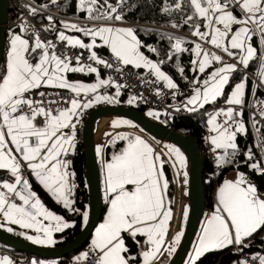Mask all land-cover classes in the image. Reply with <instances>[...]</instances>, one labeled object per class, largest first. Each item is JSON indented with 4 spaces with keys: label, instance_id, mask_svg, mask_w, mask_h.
I'll list each match as a JSON object with an SVG mask.
<instances>
[{
    "label": "snow or ice",
    "instance_id": "obj_1",
    "mask_svg": "<svg viewBox=\"0 0 264 264\" xmlns=\"http://www.w3.org/2000/svg\"><path fill=\"white\" fill-rule=\"evenodd\" d=\"M51 2L56 3V0ZM123 2L124 0H116L114 6L109 0H79V6L88 13L87 18L90 20L122 22L124 16L119 12V7ZM188 3L192 13L186 16L183 23L190 24L192 35L200 41L191 50L195 56L190 61L193 65L191 70L204 74L216 64L220 67H215L202 81L199 77L191 81L192 95L180 107L175 108L177 112H196L223 97L230 85L232 74L238 70L237 65L248 68L256 57L257 50L251 44L253 35L259 33L264 42V0H188ZM26 7L31 15H37L38 9L31 5ZM237 7L239 15L236 13ZM175 8L180 10L182 3L178 2ZM163 11L167 12L169 9L166 7ZM197 18L202 23H191ZM47 19L52 25L53 18L49 16ZM61 24L65 29L91 36V43L86 44L81 39L66 35L64 31L57 33L58 40L66 42L67 46L88 50V59L97 65L109 69L114 67L98 57L93 50L101 46L96 43L98 37L119 64L137 69L146 68L167 89L179 88L171 76L162 70L163 61L154 62L141 51V48H146L147 51L155 53L157 49L143 44L134 29L110 25L81 28L77 24ZM182 26L172 24V27ZM19 27V33L12 31L6 63L3 71H0V171H7L13 177L12 182L0 179V217L22 229L34 230L37 235L26 236L32 243L53 245L56 243L53 233L62 232L73 225L45 207L29 180L23 177L22 168L26 166L57 203H62L71 211H79L73 208L74 200L71 198L76 185L70 181L75 173L69 171L71 162L65 157L75 150L77 126L84 111L99 103H119L120 89L124 86L114 85L111 77L101 79L96 67L81 63L82 53L76 57V65L73 66L71 57L57 55L54 51L56 45L52 41H42L38 32H35L30 42L26 38L30 25L26 21ZM48 30L54 28L45 29ZM168 38L173 39L171 36ZM185 43V39L175 38L167 59L171 61L174 56L178 57L179 54L189 51L183 46ZM204 44L226 54L236 60V63H225L221 55L209 52ZM116 70L122 71L121 68ZM177 71L183 77L184 68L178 67ZM69 73L95 74L96 82L71 81L68 79ZM258 74L264 80V66ZM109 86L116 88L115 96L99 92V89ZM42 87L68 90L73 96L45 100L50 93L38 92L41 99L30 95ZM245 88L246 77L236 83L228 94L225 102L229 107L207 114L209 131L216 133L207 139L213 145V151L220 149L224 153L216 158L218 167L232 162L229 159V150L231 156L235 157L239 152L237 135L246 132L243 120L237 119L238 116H243L242 110L237 112L233 107H243ZM89 94H92L91 99L81 98L82 95L88 97ZM156 94L161 93L157 90ZM136 100V96H130L127 103L131 105ZM58 103H66L68 106L55 109L50 106ZM147 115L159 119L161 113L150 110ZM260 115L264 118V111ZM221 116L226 117L223 123L218 122ZM121 126L136 127L125 119L113 120L111 123L112 128ZM105 135L112 136V133ZM118 140L126 141L127 144L104 165L105 191L110 199L106 218L96 228L91 242V251L97 254L95 264H130V261H135V256L126 255L129 252L126 240H131L140 248L141 264H157L164 253L171 254L176 251V246L184 236L181 229L171 241L167 239L173 212L170 201H166L169 181L164 165L170 162L176 169L177 177L183 176V183L187 184L188 173L184 171L187 158L179 147L165 145L164 155L168 160H164L161 153L156 152L139 135L133 137L126 133H117L110 143L114 145ZM96 152L100 155L103 147L97 146ZM245 156L247 160H254L251 149H248ZM249 167L258 174H264L259 161ZM16 199L21 203H17ZM82 216L87 223L88 212L84 211ZM187 218L188 210L185 208L183 219ZM44 221L49 223L45 224ZM261 229H264V198H261L258 188L245 174L238 172L235 180H225L218 188L217 205L204 221L187 264H197L204 254L233 245L239 246L242 251L248 246L244 244L245 239ZM7 231L12 232L13 229L8 227ZM138 237L145 238L143 243ZM88 255L85 252L76 257L77 264L86 261ZM257 258L259 264H264V255L257 254L252 257L254 260ZM0 264H13V261L4 256L0 258ZM32 264L42 262L33 260ZM240 264L248 262L241 261Z\"/></svg>",
    "mask_w": 264,
    "mask_h": 264
},
{
    "label": "trees",
    "instance_id": "obj_2",
    "mask_svg": "<svg viewBox=\"0 0 264 264\" xmlns=\"http://www.w3.org/2000/svg\"><path fill=\"white\" fill-rule=\"evenodd\" d=\"M8 1H9V12H11L14 10V7H17V6L11 0H8ZM29 1L35 4L36 6H39L47 11H50V12H53V13H56L62 16L90 20L87 18L88 13L80 9L79 0H56V3H52L51 0H29ZM109 2L112 3L114 6L116 5V0H109ZM178 2L182 3V8L180 10H177L175 8V5ZM18 3L21 6H23L25 10L29 11L28 8L26 7L27 5H25L23 2L18 1ZM42 5H47V7H42ZM166 7L169 9V11L167 12L163 11V9ZM119 12L124 16V20L122 22L137 25V26H133L132 28L134 29V31L137 34V37L142 41L143 44L151 45L152 47L157 49V51L153 53V52L147 51L146 48H141L143 53L146 56H148L150 59H152L154 62L163 61L162 70L166 74L171 76L174 82L177 83L180 88L184 89L187 94L191 93V90L193 87L191 84V81H193V79L196 77H199L200 79H202L201 78L202 75L197 76V73L191 70L193 68V65L190 63V61L194 59V55L192 54L191 50L192 48H194V46H193V42L188 37L193 36L192 35L193 29L190 26V24L183 23L186 16L192 13V9L188 3V0H124L123 4L119 7ZM236 13L239 15L238 12ZM32 17L35 22L34 24H32L29 21H26L30 25L26 38H28L30 42L32 41L35 32H37L35 25L43 29H46V27L44 26L46 23H49L47 19V17L49 16L39 11L37 15L35 16L32 15ZM52 18H53L54 30H48L46 32L54 36L59 32V20L54 17ZM173 23L177 25H183V26L182 27H172ZM191 23H202V21H200L197 18ZM19 29H20L19 27L8 28L7 33L13 30L17 31ZM201 30L203 31L204 29L202 28ZM169 36L173 37V39L170 40L168 38ZM80 37L83 41L87 40L85 39L86 37H84L82 33H80ZM175 38L185 39L186 43L183 46L189 49V51L179 54L178 57L174 56L172 60L169 61L167 57L170 54L171 44L175 42ZM255 38L252 37V40H251L253 42L252 45L256 48L257 52L260 53V51L264 49V44H257V41L255 42L254 40ZM6 41H7V34H6L5 42ZM5 50H6V43H5ZM94 51L106 53L105 47L103 46L94 48ZM258 59H259V55H256L255 59L250 63V66L246 68L250 73H254L256 71ZM4 62H5V52H4V59L0 66V71H3ZM178 67L184 68L183 77L177 71ZM244 76H246V89H245V96H244V104H245L247 97L253 87V82L241 70L240 67H238L237 72L232 74L230 85L226 88L224 96L219 98L213 104L217 105L225 101L227 99L228 94L231 92L232 87L236 83L240 82ZM69 78L90 81L91 75L73 73L69 75ZM124 101H125V95L121 94L119 96V106L129 108L130 106L128 104L123 105L122 102ZM105 105L113 106L114 104L105 103ZM137 110L145 114L147 109L140 108ZM89 111L90 109H87L86 111H84L81 124L77 127L76 147H75L74 153L67 156V160L71 162L69 171L75 173V176L73 179L75 181L76 188L74 189L73 195L71 197L74 200L73 208L78 209L79 211H71L69 209H66L62 203H57L56 200H54L53 197L48 192H46L42 188V186L33 177H31L27 173L28 180H29V183L32 189L37 193L39 199L43 202V204L54 214L61 216L65 222H68L73 225L72 227L64 229L62 232L57 234V236L62 237V240L60 241L61 244L70 242L80 233L85 223L82 213L84 211L88 212V191H87V184L85 180V157H84V147L82 143V127H83L84 120L86 119V116ZM105 121H107V118L106 119L103 118L99 120L97 124V128L99 127L102 128L103 123ZM162 124L172 128L177 133H180L183 135H190L194 138L198 146V149L201 153V156H202V177L204 181V194H205L204 212L211 210L213 208V192L215 189V183L211 177L210 162L205 154V147H204L205 135H204V132L201 126L199 125V122L197 121L196 117H193V116L172 118L171 120H169V118L167 117H164ZM122 133L128 134L129 132H122ZM115 135H113L108 140L107 144L104 146V149H103L104 158H106L107 160L111 159V157L114 154H118L124 147H126V144H127L126 141H120V140H118L114 145L111 144L110 142ZM236 142L239 147L238 160H241L243 158V155L245 154V152L248 151V149H251V151L253 150V145H254L253 136L250 132H248L246 136L239 135L236 139ZM231 168L238 172H243L249 180L253 181V183L256 185L258 190L262 194H264V175L257 174L254 170L249 169L248 166L246 165H237ZM188 170H189V166L187 163V173H188ZM227 170H229V168L223 170L221 176L219 177L217 181V184L221 183V181L223 180L224 174L227 173ZM164 171H165L166 178L169 181V188L167 190V196L170 199L174 194L175 183L172 177L171 168L169 167L167 163L164 165ZM188 177L189 175L187 176V184H186L187 186L186 195L187 196H188V185H189ZM207 179H209V181H207ZM105 206L106 205H104V211H105ZM104 211H103V214H104ZM263 230L264 229H261L257 233L253 234L252 237L245 239L244 244L248 246L244 247L243 251L260 252L264 254V241L260 237V234L263 232ZM11 233L17 237L22 238L21 236H19L20 232L16 228L13 229ZM22 239L27 240L26 238H22ZM138 239H140V241L142 240L141 237H138ZM126 243L129 247V252L127 254L134 255L136 257V260L130 261V263H140L141 257L139 256V247L133 244L131 240H126ZM87 246H90L89 242ZM237 247L240 248L239 246ZM232 251H233V246H230L226 249H222L219 251H210L204 254L197 261V264H219L220 258L226 253L232 252ZM80 252L74 254L73 256L78 257ZM0 256L9 257L13 261V264H30L33 258L36 261H41V259L39 258L15 251L3 245H0ZM69 258L70 256L66 258L58 259L56 260L57 264H61L62 262L68 260ZM237 258H238L237 255L233 253L231 258H229L228 260V264H233L234 262L237 261Z\"/></svg>",
    "mask_w": 264,
    "mask_h": 264
},
{
    "label": "built area",
    "instance_id": "obj_3",
    "mask_svg": "<svg viewBox=\"0 0 264 264\" xmlns=\"http://www.w3.org/2000/svg\"><path fill=\"white\" fill-rule=\"evenodd\" d=\"M14 4L17 7H14V10L8 13V22L7 27L8 28H15L19 27L24 21H29L32 24H34V19L29 11L25 10L23 6H21L18 1L23 2L25 5H31L33 8L38 9L39 12L44 13L48 16L54 17L58 19L61 22H67L70 24H77L79 26L86 25V24H109V25H115L116 22L114 21H90L86 19H80V18H73V17H66L62 16L50 11H47L39 6H36L29 0H12ZM236 12H239V9L237 7ZM46 28H53L54 24L50 25L49 23H46ZM35 28L37 29V32L39 33L40 39L42 41H52L53 44L56 45L54 51L57 55L63 57V56H69L71 57L72 65H76V57L82 53L81 56V63L85 65H91L93 67H96L100 73V78L107 79L109 77L112 78L113 84H119L123 85L120 89L121 94L125 95V100L129 99L130 96H136L137 100L134 104L129 105L130 108L133 109H140V108H155L158 110H162L164 112V117L169 118L171 120L172 118H178V117H196L197 121L199 122V125L201 126L204 135H205V154L210 162L211 165V177L214 180V183H217L218 178L223 172L224 166L218 167L216 163V158L218 155H223V150H216L213 151V145L210 143V141L207 139L208 137H211L212 134L209 131V125L207 123L208 118L207 114L214 110V106L208 105L203 109H200L196 112H188L181 110L179 112L175 111V108L178 106L176 103L181 101L183 97L187 95L186 91L182 88H178L176 90H169L167 89L163 82H160L156 80V78L149 72L148 69H137L132 66H124L122 64H119V62L116 61L114 56L109 52H96L98 57L101 59L106 60L108 63L113 64V68L109 69L104 67L103 65H97L94 61H91L88 59L89 51H84L79 48H71L67 46L66 42H61L57 38V34L52 36L49 33L45 31V29L35 25ZM192 42L193 46L196 42H200L197 37L191 36L188 37ZM205 49L209 48L208 44L203 45ZM262 50L260 51V53ZM195 59V56H194ZM264 66L263 57L259 56L257 69L254 73H250L246 68L241 67V70L252 80L253 87L247 97L246 103L243 105L241 110L246 114V117L249 121V123L253 126L254 130L252 133L253 136V154H254V160H247L246 156H243L241 160H236L234 163V166L237 165H246L249 167L250 164L259 161L261 164V169L264 170V118L261 117L260 113L261 111H264V80L259 76V70L260 68ZM116 68H121L122 71H117ZM84 74V73H80ZM91 80L96 82V75L90 74ZM157 90L160 91V95H157ZM114 91H116V88L114 86L109 87H103L99 89V92L101 94H108V95H115ZM38 92H45L50 93L51 95L46 96L44 99H56L59 100L61 97L64 98H71L73 94L69 92L68 90H61V89H50V88H40L39 90L34 91L30 95L35 99H41L38 96ZM173 92H175V98H173ZM260 93V94H259ZM58 94V95H57ZM92 94H89L88 97H83L82 99H91ZM114 105H119V103H114ZM53 109L55 108H63L67 107L68 105L66 103H58V104H52L50 105ZM107 106L105 103H99L94 105L90 110L97 108V107H103ZM27 110V109H25ZM86 111V110H85ZM254 121L256 122L254 124ZM38 122L40 120L38 119ZM257 129H259V132H257ZM104 151V150H103ZM160 151V147L158 146L156 148V152ZM104 154V152H103ZM253 170V169H252ZM257 173V172H256ZM258 174V173H257ZM22 175L25 178L27 176V170L25 168H22ZM264 175V174H259ZM176 188H180V179L177 180ZM176 201H178V204L176 202V206L173 213V219L170 227V231L168 234V238H172L176 232L179 230V218H180V196H176ZM260 237L264 241V230ZM142 243V242H141ZM88 252V259L86 261H81L80 264H95L97 259V254L93 251H91V247L87 246L84 247L83 250L80 252V255L82 253ZM140 252V249H139ZM233 253L237 255V261L233 264H240L241 261H247L248 264H259V259H252L253 256L258 255H264L260 252H247V251H241L240 248L237 246H233ZM79 255V256H80ZM61 264H77L76 256L70 257L68 260L62 262Z\"/></svg>",
    "mask_w": 264,
    "mask_h": 264
},
{
    "label": "water",
    "instance_id": "obj_4",
    "mask_svg": "<svg viewBox=\"0 0 264 264\" xmlns=\"http://www.w3.org/2000/svg\"><path fill=\"white\" fill-rule=\"evenodd\" d=\"M8 0H0V66L4 59L5 40L8 31ZM119 117L137 125L144 133L160 142L179 147L187 158L188 170V218L184 236L168 264H184L191 250L200 220L205 210L204 181L202 177V156L194 138L175 132L172 128L153 122L137 109L119 105L97 107L90 110L82 127V143L85 157V180L88 191V221L80 233L70 242L60 241L52 246H39L31 241L13 235L0 227V245L15 251L28 254L41 260H58L71 257L83 250L90 241L94 230L103 218L104 201L101 190L100 171L94 143V132L97 122L103 118ZM60 243V244H59ZM233 252L220 258L219 264H228Z\"/></svg>",
    "mask_w": 264,
    "mask_h": 264
},
{
    "label": "crops",
    "instance_id": "obj_5",
    "mask_svg": "<svg viewBox=\"0 0 264 264\" xmlns=\"http://www.w3.org/2000/svg\"><path fill=\"white\" fill-rule=\"evenodd\" d=\"M239 13V12H238ZM240 14V13H239ZM90 21H93V20H90ZM112 21H114V20H112ZM115 22H117V21H115ZM70 24V23H69ZM104 25H109V24H86V26H80L81 28H96V27H100V26H104ZM110 26H113V27H125V28H128V27H130V28H132L133 26H137V25H129V24H126V23H124L123 22V24H121L120 22H117V24H115V25H110ZM20 28V27H19ZM133 29V28H132ZM59 31H64L65 32V34L66 35H68V36H71V37H74V38H78V39H81V37H80V33H82V32H77V31H75V30H70V29H65L64 27H63V25L61 24V21H59ZM15 32H17V33H19L20 32V29L19 30H17V31H15ZM11 34H12V31L11 32H9V33H7V41H6V50H5V62H4V65H5V63H6V55H7V51H8V47H9V40H10V38H11ZM83 34V33H82ZM84 35V34H83ZM84 37H86L85 39H87V40H85V41H83L82 39V41L84 42V43H91V41H92V38H91V36H85L84 35ZM96 43H97V45H101V46H103V42L97 37V39H96ZM252 44V43H251ZM253 46V45H252ZM103 47H105V50H106V52H109V53H111V51H110V49L107 47V46H103ZM254 47V46H253ZM255 48V47H254ZM80 49V48H79ZM81 50H84V51H88V50H86V49H81ZM94 50V49H93ZM206 50H208L209 52H216V54H218V55H221L222 57H223V60L225 61V63H236V60H233L232 58H230V57H228L226 54H224V53H222V52H220L219 50H217V49H215L214 47H212V46H210L209 45V48H207ZM142 51V50H141ZM112 54V53H111ZM239 66H241V67H243L242 65H237V68L239 67ZM133 67V66H132ZM139 69H146V68H143V67H141V68H139ZM214 70V69H213ZM213 70H211V71H213ZM207 71V70H206ZM210 71V72H211ZM197 73V76H200V75H205L204 77L205 78H207V76H208V74H200V73H198V72H196ZM70 74H73V73H69L68 74V79L69 80H71V81H80V82H83V83H95L94 81H92V80H90V81H86V80H82V79H71V78H69V75ZM90 75V74H89ZM203 77V78H204ZM204 78V79H205ZM102 79H104V78H102ZM43 88V87H42ZM190 95H192V92L191 93H189V94H187L185 97H183V99L181 100V101H179L178 103H176V105L178 106V107H180L184 102H185V100L190 96ZM226 101V100H225ZM225 101H223V102H221L220 104H217V105H214L213 103H210V104H207V105H205V106H208V105H212V106H214L215 108H214V110H212V111H210L209 113H213L214 111H216V110H219V109H226L227 107H229V105H227L226 104V102ZM235 109H236V111L237 112H240L241 111V106H233ZM243 112V111H242ZM207 118H208V116H207ZM226 119V117H223V116H221V117H219L218 118V122H220V123H223V121ZM237 119L238 120H240V119H242L243 120V122H244V124H245V128H246V132L244 133V134H238L237 135V137L239 136V135H241V136H246L247 134H248V132H250L251 134L253 133V130H254V128H253V126L249 123V121H248V119H247V117H246V114L243 112V116L242 117H237ZM81 120H82V118H81ZM81 120H80V123H79V125L81 124ZM108 121H111V120H108ZM38 122V121H37ZM39 123V122H38ZM110 123V122H109ZM109 123L108 124H106L105 125V127L107 126V125H109ZM78 125V126H79ZM97 125V124H96ZM77 126V127H78ZM103 128H101L100 127V131H99V134L97 135V126H96V128H95V132H94V138L96 139L95 141H96V145H95V147L97 148V146H102L103 147V149H104V146L107 144V142H108V140L112 137V136H104V130H102ZM211 134H212V136L213 135H216V133H214V132H211ZM97 139H99V141L97 142ZM144 140H146L149 144H150V142L146 139V138H144ZM237 143V142H236ZM154 149H155V147H154V145H152V144H150ZM161 151L163 152V153H165V149L164 148H162L161 149ZM71 153L72 152H70L69 153V155H71ZM229 153H230V156H229V159H231V163H226L225 165H224V169H227V168H229V170H227V172H228V174L230 173L232 176H229L228 174H227V176L225 177V174H224V176H223V179H224V177H225V179H224V181L225 180H235L236 179V177H237V175L235 174L236 172H238V171H236V170H234V169H232L231 167H234V163L236 162V160H238V153L235 155V157H232L231 156V150H229ZM246 153V152H245ZM96 155H97V161H98V165H99V171H100V180H101V190H102V195H103V201H104V205H106L105 206V211H104V214H103V219L101 220V222L99 223V225L101 224V223H103L104 222V220H105V218H106V215H107V211H108V208H109V204H108V199H110V196L108 195V194H106V191H105V167H104V165H105V163L107 162V161H109V160H107L106 158H104V154H103V152L100 154V156H99V159H98V154H97V152H96ZM65 159H67V157H65ZM162 159H164V157H162ZM165 160V159H164ZM168 165H169V167L171 168V171H172V177H173V180H174V183L175 182H177V180H179L180 179V177H177V175H176V169L175 170H173L172 169V167L170 166V163H167ZM23 168H25L26 170H27V173L31 176V177H33L38 183H39V181L36 179V177H35V175L26 167V166H24ZM185 171V170H184ZM26 179H28V175L25 177ZM0 179H3V180H8L9 182H12L13 181V177L11 176V174L9 173V172H7V171H0ZM251 181V180H250ZM40 184V183H39ZM220 184V183H219ZM219 184H217V185H219ZM41 185V184H40ZM42 186V185H41ZM221 186V184L217 187V191H218V188ZM256 186V185H255ZM42 188L44 189V187L42 186ZM46 192H48L46 189H44ZM181 191H182V194H181ZM183 191H184V189H182L181 188V184H180V188H179V186H178V188H176V183H175V190H174V194H173V196L169 199V197L168 196H166V201H170V206H171V208H172V212L174 213V209H175V206H176V202H177V204H178V201H176V196H180V203H179V206H180V216H181V214H182V211H184V208H186V203H187V196L185 197L184 195H183ZM186 191H187V186H186V188H185V193H186ZM260 192V191H259ZM49 193V192H48ZM50 194V193H49ZM187 194V193H186ZM51 195V194H50ZM264 195V194H263ZM52 196V195H51ZM106 197V200H104V198ZM54 199V198H53ZM55 200V199H54ZM16 202L17 203H21L18 199H16ZM42 202V201H41ZM43 203V202H42ZM216 205H217V193H215L214 194V192H213V208L211 209V210H208L207 211V213H206V215H205V217H204V219L200 222V225H199V228H198V230H197V233H196V235H195V238H194V240H193V242H192V246H191V250H190V254H191V252H192V250H193V247H194V245L196 244V242H197V239H198V236H199V234H200V232H201V229H202V227H203V224H204V221L207 219V217L208 216H210L211 215V213L214 211V209H215V207H216ZM46 207V206H45ZM47 208V207H46ZM188 208H189V206H188ZM48 209V208H47ZM49 210V209H48ZM50 211V210H49ZM204 216V215H203ZM181 218V217H180ZM42 219V218H41ZM173 219V218H172ZM44 223L45 224H48L49 222L48 221H44ZM52 223H54V222H52ZM171 223H172V220H171V222H170V227H171ZM0 224L1 225H3V229H5V230H7V228L8 227H11L12 229H17V230H19V232H23V233H26V234H29V235H37V233H35V231L34 230H31V229H22V228H20L18 225H13V224H10V223H7V222H5L4 220H3V218L2 217H0ZM98 225V226H99ZM97 226V227H98ZM178 227H179V230H180V223H179V225H178ZM96 230V229H95ZM95 230H94V232H93V235H92V237L94 238V236H95ZM178 230V231H179ZM170 231V230H169ZM9 232V231H8ZM58 233H60V232H54L53 233V238L54 237H56L57 239L55 240L56 241V243L57 242H59V241H61L62 240V237L61 236H57V234ZM169 234V233H168ZM91 237V238H92ZM174 237V236H173ZM172 237V238H173ZM142 238V240H141V242H143V240L145 239L144 237H141ZM172 238H168L167 237V239L169 240V241H171V239ZM55 243V244H56ZM54 245V244H53ZM40 246H52V245H40ZM91 246V245H90ZM233 246H236V245H233ZM174 254V253H173ZM189 254V255H190ZM80 255V254H79ZM168 256V253H164L162 256H161V258L157 261V263L158 262H162V261H164V259L166 258ZM0 258H2V257H0ZM170 261V260H169ZM169 261L168 262H166L165 264H168L169 263ZM42 262V264H57V261L55 260V261H48V260H43V261H41ZM30 264H32V262L30 263ZM130 264H137V263H130ZM138 264H141V260H140V263H138Z\"/></svg>",
    "mask_w": 264,
    "mask_h": 264
},
{
    "label": "rangeland",
    "instance_id": "obj_6",
    "mask_svg": "<svg viewBox=\"0 0 264 264\" xmlns=\"http://www.w3.org/2000/svg\"><path fill=\"white\" fill-rule=\"evenodd\" d=\"M12 1V0H11ZM13 2V1H12ZM14 3V2H13ZM8 4H9V1H8ZM105 21H107V20H105ZM108 22H110V21H108ZM115 22V21H114ZM121 24H123V22H120ZM116 24H117V22H116ZM126 24H129V23H126ZM129 25H133V24H129ZM83 26H86V25H83ZM256 36V38H255V36ZM253 35V37L255 38L254 40H255V42L257 41V44H264L263 42H262V37L260 36V34L259 33H255ZM251 43H253L252 41H251ZM142 50V49H141ZM143 52V51H142ZM256 55H259V56H262L263 57V60H264V49L262 50V52L261 53H258V52H256ZM225 62V61H224ZM215 67H220V65L219 64H216V65H214L213 66V68H209V69H207V71L204 73V74H209L210 73V71L211 70H213ZM205 75H202V79H200L201 81L205 78L204 77ZM204 77V78H203ZM246 76H244L243 78H245ZM200 85H198V86H196V87H199ZM233 88V87H232ZM246 89V88H245ZM232 91V90H231ZM115 92L116 91H114V94H115ZM191 92H192V90H191ZM127 99L124 101V102H122L123 103V105H127L128 103H127ZM150 110H153V111H158V112H160L161 113V116L159 117V119H154V118H152V117H150V116H148L147 115V113L150 111ZM145 114H146V116L149 118V119H151L153 122H155V123H158V124H161V125H163L162 123H163V119H164V112L162 111V110H158V109H155V108H147V110H146V112H145ZM117 119H122V118H119V117H111V118H108L107 119V121H105L104 123H103V126H102V130H104V136L106 137V135H105V133H112V136L113 135H115V134H117V133H122V132H129L128 134H131V135H133V137L134 136H136V135H139V136H141V138L142 139H144V138H146L149 142H150V144H152V145H154V147H155V150H156V148L159 146L160 147V151L158 152V153H161V155H162V157H164V159L165 160H168V157L166 156V155H164V153L161 151V149L162 148H164L165 149V145H171V144H168V143H165V142H160V141H158V140H155V139H153L152 137H150V136H148L146 133H144L138 126H136V127H128V126H121V127H119V128H112L111 127V123H112V121L113 120H117ZM108 120H111V121H108ZM110 122V123H109ZM109 123V125H107L106 127H105V125L106 124H108ZM99 131H100V127L99 128H97V135L99 134ZM99 141V139H97V142ZM94 143L96 144V141L94 140ZM166 150V149H165ZM74 153V151L71 153V154H73ZM99 156L100 155H98V159H99ZM238 156H239V153H238ZM243 156H245V154L243 155ZM186 157V156H185ZM168 163H170V162H168ZM170 166H171V163H170ZM172 167V166H171ZM172 169L173 170H175L173 167H172ZM185 171H187V166H186V168L184 169ZM237 173L238 172H236L235 174L237 175ZM227 174H228V172L225 174V177L227 176ZM229 176H232L230 173L228 174ZM225 177H224V179H225ZM183 176H181L180 177V184H181V188L182 189H184V191H183V195L186 197L187 195H186V193H185V188H186V184H184L183 183ZM224 179L221 181V183L220 184H222L223 183V181H224ZM207 181H209V179H207ZM71 183H74L75 184V181H74V179L72 178L71 179V181H70ZM252 183H253V181H251ZM219 184V185H220ZM254 184V183H253ZM219 185H215V189H214V194L215 193H217V187L219 186ZM255 185V184H254ZM260 193V195H261V198H264V195L261 193V192H259ZM181 194H182V191H181ZM104 200H106V197L104 198ZM186 208H187V210L189 211V209H188V203H186ZM185 209V208H184ZM206 213H207V211H205L204 212V216L202 217V219H201V221L204 219V217H205V215H206ZM180 214V213H179ZM181 218H179V223H180V230L182 229L183 230V228H185V224H186V220H184L183 219V211H182V214H181V216H180ZM103 219V218H102ZM1 225V224H0ZM2 228V227H1ZM184 231V230H183ZM23 232H20L19 233V236H21L22 238H26V236H28L29 234H26V233H23ZM262 234V233H261ZM260 234V235H261ZM54 240H56L57 238L56 237H54L53 238ZM28 240V239H27ZM92 240H93V237L90 239V241H89V245H91V242H92ZM28 241H30V240H28ZM143 243V242H142ZM36 245H40V244H36ZM177 247L178 246H176V250H177ZM140 249V248H139ZM176 252V251H175ZM175 252H174V254H175ZM174 254L173 253H171V254H168V256L164 259V261H162V262H158L157 264H165L166 262H168L169 260L171 261L172 260V258H173V256H174ZM189 254H190V252L188 253V255H187V257H186V260H185V262H184V264H187V261H188V258H189ZM127 256H129V257H131V256H134V255H130V254H126ZM1 257V256H0ZM161 258V257H160ZM34 260V258L31 260V262ZM36 261V260H35ZM41 261H43V260H41ZM41 261H37V262H41ZM46 261V260H45ZM48 261H55V260H48ZM169 261V262H170ZM30 262V263H31ZM138 264V263H137Z\"/></svg>",
    "mask_w": 264,
    "mask_h": 264
},
{
    "label": "clouds",
    "instance_id": "obj_7",
    "mask_svg": "<svg viewBox=\"0 0 264 264\" xmlns=\"http://www.w3.org/2000/svg\"><path fill=\"white\" fill-rule=\"evenodd\" d=\"M93 21H105V20H93ZM108 21V20H107ZM130 108V107H129ZM98 124V122H97ZM97 126V125H96ZM224 170V169H223ZM221 176V175H220ZM219 179V178H218ZM218 181V180H217ZM215 185H217V183H215ZM202 219V218H201ZM200 225V224H199ZM199 228V227H198ZM40 246V245H39Z\"/></svg>",
    "mask_w": 264,
    "mask_h": 264
}]
</instances>
